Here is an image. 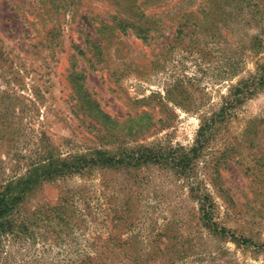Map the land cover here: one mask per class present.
<instances>
[{"label": "rangeland", "instance_id": "rangeland-1", "mask_svg": "<svg viewBox=\"0 0 264 264\" xmlns=\"http://www.w3.org/2000/svg\"><path fill=\"white\" fill-rule=\"evenodd\" d=\"M115 1L0 0V194L54 177L25 192L27 232L0 239V264L107 251L264 264V0L233 1L208 23L201 0L150 7L167 24L151 44L131 30L100 40ZM100 152L120 164H96ZM60 203L73 231L56 242ZM203 211L251 243L210 231Z\"/></svg>", "mask_w": 264, "mask_h": 264}, {"label": "trees", "instance_id": "trees-1", "mask_svg": "<svg viewBox=\"0 0 264 264\" xmlns=\"http://www.w3.org/2000/svg\"><path fill=\"white\" fill-rule=\"evenodd\" d=\"M169 0H116L114 5L117 7L114 17L110 21L100 20V27L97 28V33L100 34V40H108L114 38L115 33L119 32L126 34L128 30H131L133 34L147 44H151L160 32L161 25H167L164 23H158L159 20L152 21L149 16H146V11L150 7H160L165 5ZM219 1V3H216ZM233 1L236 0H201L202 8L205 17L200 22L208 23L206 19L213 14V10L224 6H230ZM247 1V0H243ZM214 19L212 18L213 22ZM215 23V21H214ZM186 25L182 22V19L178 20L177 32L181 31ZM119 35L117 34V36ZM88 43L94 44L95 48L98 46L95 44V40L89 38ZM99 49V47H97ZM78 50V49H77ZM80 54L83 52L79 51ZM99 56H102V51L99 50ZM79 75V73H77ZM83 88L80 87V89ZM80 91V90H78ZM77 105L81 106L85 111L91 110L94 107V103L88 99V95L81 96V94H75ZM92 103V105H91ZM95 107H97L95 105ZM94 112V111H93ZM99 114V118L103 122L102 126L106 127L107 122L110 121V117L103 112H96ZM111 123V122H110ZM108 122V124H110ZM129 131H132V127H129ZM101 152L98 154V159L95 160L96 164H102L107 166L109 164H120L119 161H112L110 157L103 156ZM115 162V163H114ZM62 168H66L67 164L62 163ZM69 171L63 173V171H56L57 177H63L67 175ZM56 177V178H57ZM50 171L42 172L40 175L34 174L32 177L25 179L22 184V188L19 191H9L0 194V239L2 237H17L27 232L25 219L21 217V202L24 199L25 192L30 189L31 185H35L40 180L53 179ZM203 219L206 221L208 229L220 236H226L233 241L242 245H248L251 241L247 238L237 237L231 231L225 228H218L215 224L210 223V218L207 212L203 211ZM72 212L69 213V206L65 203L56 205V227H59V231H56V242L61 238L62 234L73 231ZM67 264H143L140 261V256H133L127 254H121L113 251L99 252L94 255H77L73 259L66 261Z\"/></svg>", "mask_w": 264, "mask_h": 264}]
</instances>
